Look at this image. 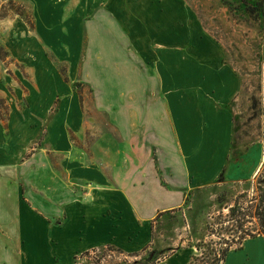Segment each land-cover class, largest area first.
Instances as JSON below:
<instances>
[{
    "label": "crops",
    "instance_id": "1",
    "mask_svg": "<svg viewBox=\"0 0 264 264\" xmlns=\"http://www.w3.org/2000/svg\"><path fill=\"white\" fill-rule=\"evenodd\" d=\"M13 1L33 26L16 13L0 18V43L30 75L21 81L25 106L5 103L0 116V264H76L108 244L144 252L159 218L186 211L187 196L220 176L256 174L257 148L231 154L240 77L188 0ZM76 80L132 152L112 180L92 156L78 161L72 144L49 148L50 112L58 133L65 118L75 133L84 125L81 93L70 100L76 110L63 111ZM50 150L61 157L58 180L48 173ZM180 248L152 264H185ZM223 264H264V235L244 238Z\"/></svg>",
    "mask_w": 264,
    "mask_h": 264
},
{
    "label": "rangeland",
    "instance_id": "2",
    "mask_svg": "<svg viewBox=\"0 0 264 264\" xmlns=\"http://www.w3.org/2000/svg\"><path fill=\"white\" fill-rule=\"evenodd\" d=\"M188 1L208 34L221 44L225 62L240 77V91L232 102L231 154L239 156L248 147L257 148L255 168L258 170L247 179L226 181L220 176L214 183L187 196L186 211L168 212L159 218L154 232L155 242L144 252L134 256L103 247L80 256L77 264H151L157 258L179 252L180 246L188 256L185 264L190 260L192 264H223L224 252L238 247L246 237L264 235V0ZM10 7L18 9L16 5L10 6L9 0H0V15L8 11L13 14ZM23 10L28 11V8ZM3 48L0 51V116L5 118V103L25 106V86L21 81L29 79L30 75ZM48 57L53 59L54 56ZM55 63L60 70L65 69L63 62ZM73 88L75 92L67 97L63 111H75L70 100L81 93L78 102H81L80 110L86 114L84 125L75 133L69 129V123L74 119L65 118L66 128L62 134L58 133L57 114L50 112L43 121L44 128H47L46 124L49 129L54 125L49 148L72 144L75 146L72 154L78 161L88 164L92 156L96 159V170L112 180L113 167L121 165L124 155L127 157L126 154L132 152L122 151L125 145L120 135L105 126V117L96 113L98 110L93 104L90 89L77 80ZM44 134L43 130L41 137ZM48 153V173L57 179L63 168L61 157L55 151ZM72 157H68L66 165L69 166ZM52 186H49L50 193ZM74 187L80 191L84 189L80 185Z\"/></svg>",
    "mask_w": 264,
    "mask_h": 264
},
{
    "label": "trees",
    "instance_id": "3",
    "mask_svg": "<svg viewBox=\"0 0 264 264\" xmlns=\"http://www.w3.org/2000/svg\"><path fill=\"white\" fill-rule=\"evenodd\" d=\"M9 4H10V6H11V5H16V6H18V9H16V10H13V9L10 7V11H12L13 13L19 14L21 17L24 18V20H25L30 26H33L32 18L29 16L28 13H26V11L23 10L24 7H23L22 5H20V4L16 3V2H14L13 0H9ZM8 14H9V11H8L7 13L3 14L2 16L0 15V18L5 17V16H7ZM2 49H4V48H3V46L0 44V51H1ZM103 247L114 248V249H117L119 252H121V253H125V254H128V255H134V256H136V255L139 254V253H127V252L123 251L122 249H120V248H118V247H115V246H113V245H109V244H108V245H105V246H102V247H100V248H103ZM100 248H94V249H92V250L85 251V252H83L82 254L75 256V263L77 264V260L80 258V256H83L84 254L86 255V254H90V253H92V252H96V251L99 250ZM225 253H226V252H224V255H225ZM191 258L194 259L193 255L191 256ZM151 264H152V263H151ZM187 264H192L191 260H190V262H188Z\"/></svg>",
    "mask_w": 264,
    "mask_h": 264
}]
</instances>
